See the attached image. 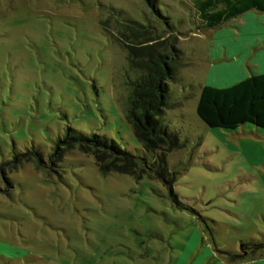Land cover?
Returning a JSON list of instances; mask_svg holds the SVG:
<instances>
[{
	"label": "rangeland",
	"instance_id": "374dc122",
	"mask_svg": "<svg viewBox=\"0 0 264 264\" xmlns=\"http://www.w3.org/2000/svg\"><path fill=\"white\" fill-rule=\"evenodd\" d=\"M158 2L179 49L162 108L182 144L164 155L169 186L156 174L162 151L147 153L124 117L126 75L139 69L100 7L168 38L145 0H0V264H264V248L217 251L264 235V129L210 127L196 113L203 85L263 69L264 12L203 27L195 0ZM68 126L144 159L140 176L101 173L80 146L51 156Z\"/></svg>",
	"mask_w": 264,
	"mask_h": 264
},
{
	"label": "trees",
	"instance_id": "16d2710c",
	"mask_svg": "<svg viewBox=\"0 0 264 264\" xmlns=\"http://www.w3.org/2000/svg\"><path fill=\"white\" fill-rule=\"evenodd\" d=\"M150 14L159 22L169 36L160 39L159 28L150 25L147 18L143 22L130 19L114 7L100 5L110 10L121 28H115L121 37L131 66L139 72L134 77L126 75L129 93L123 102L125 119L144 150L151 154L162 151L159 156L161 167L156 174L169 186L171 179L165 177V153L182 146L177 131L164 123L162 108L170 96L168 80L174 77V61L179 53L176 46L175 25L165 15L158 0H145ZM203 27H215L249 10L264 11V0H195ZM105 26L106 21H100ZM105 29V27H104ZM118 37V39H119ZM199 118L210 127L235 129L244 123L264 129V73H253L244 79L224 88L203 85L196 105ZM80 146L96 155L101 173L118 171L140 176V165L146 162L134 153L122 149L112 139L97 133L87 134L73 127H66L64 133L53 143L51 156H56L63 147ZM21 156L26 157V154ZM41 158L36 163L40 167ZM143 168V167H142ZM11 187V182L5 178ZM172 200L180 207L177 194L170 189ZM241 253L217 250L230 260L245 257L250 251L264 248V235L261 239L250 238L240 246Z\"/></svg>",
	"mask_w": 264,
	"mask_h": 264
},
{
	"label": "crops",
	"instance_id": "0c3cea01",
	"mask_svg": "<svg viewBox=\"0 0 264 264\" xmlns=\"http://www.w3.org/2000/svg\"><path fill=\"white\" fill-rule=\"evenodd\" d=\"M262 12H264V11H262ZM249 71H250L251 74H253V73H257V74L258 73H264V66H263V69H261V67L258 66V65H256V66H249ZM239 73H240V76H241L240 77L241 78L240 80H242L245 77L249 76V74L247 73V71L244 70L243 68H242V70Z\"/></svg>",
	"mask_w": 264,
	"mask_h": 264
},
{
	"label": "water",
	"instance_id": "95a60500",
	"mask_svg": "<svg viewBox=\"0 0 264 264\" xmlns=\"http://www.w3.org/2000/svg\"><path fill=\"white\" fill-rule=\"evenodd\" d=\"M241 248V247H240Z\"/></svg>",
	"mask_w": 264,
	"mask_h": 264
}]
</instances>
